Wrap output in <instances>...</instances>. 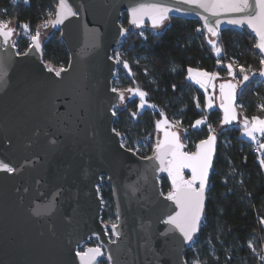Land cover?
Wrapping results in <instances>:
<instances>
[{"label": "water", "instance_id": "95a60500", "mask_svg": "<svg viewBox=\"0 0 264 264\" xmlns=\"http://www.w3.org/2000/svg\"><path fill=\"white\" fill-rule=\"evenodd\" d=\"M67 3L76 15L61 24L39 28L42 39L50 28L60 33L68 53L65 68L56 70L43 62L41 38L39 50L30 40L32 47L19 54L13 46L15 30L8 43L0 37V162L15 169L13 173L0 171V264H81L76 253L82 251L77 249L89 238L98 243L102 253L91 264L103 259L107 264H186L185 251L199 232L204 211L193 240L185 242L179 230L167 223L179 208L167 199L171 178L167 171L159 170L155 148L149 157L141 158L121 147V136L113 131V110L125 100L119 99L121 92L112 91L117 67L112 54L127 34L121 32L122 14L127 15L131 27L140 30L162 28L174 17L198 21L211 38L227 29L246 30L256 44L258 37L246 24L228 23L225 14L218 17V35L212 37L201 18L209 14L202 9L196 10L200 15L173 10L157 27H153L149 12L138 15V24L131 23L132 8L160 3L174 9L176 0ZM261 70L264 65L253 77L264 84ZM228 82L237 84L233 101L237 119L223 124L220 84ZM215 89L220 126L230 127L239 120V85L231 79L221 80ZM168 130L176 131L183 144L178 130ZM158 140H164L163 131H159ZM216 149L217 136L213 163ZM181 151L187 152L185 146ZM182 174L185 180L192 175L188 168ZM161 176L170 186L167 194L161 191ZM103 178L112 194L115 232L113 224L101 221L98 187ZM96 247L87 246L86 250Z\"/></svg>", "mask_w": 264, "mask_h": 264}, {"label": "trees", "instance_id": "16d2710c", "mask_svg": "<svg viewBox=\"0 0 264 264\" xmlns=\"http://www.w3.org/2000/svg\"><path fill=\"white\" fill-rule=\"evenodd\" d=\"M56 5V0H0V21H10L17 31L13 39L17 53L29 47L31 35L49 20L46 16L49 10L53 20ZM22 24L29 25L28 35L21 33ZM120 24L127 34L112 54L116 62L119 54L121 61L115 72L119 80L116 82L114 76L112 85L119 92L127 93L124 102L114 108V130L120 134L124 146L141 158L149 157L158 141L156 121L165 117L180 132L187 152H193L196 143L207 138L209 125L219 129L203 220L197 236L185 251L186 264H264L260 260L264 257V223H261L264 167L252 152L253 142L242 137L244 127L240 124L245 117L264 118V111L259 107L264 102V84L253 77L261 66L254 37L246 30L227 29L217 38H211L198 21L174 17L159 29L131 27L126 14H122ZM209 39L220 47L219 56L215 55ZM41 56L53 69L68 65V53L58 31L50 28L49 34L41 38ZM123 61L128 62V69L124 68ZM230 63L235 79L231 80L239 85L237 104L242 107L238 108L236 124L221 127L220 111L217 106L207 107L206 94L187 80V70L200 69L228 80ZM240 66L249 75L242 83ZM137 87L147 93V107L141 111L139 96L126 91ZM202 117H206L205 123L193 129L194 122ZM176 121L181 123L176 125ZM136 141L145 143L140 151L134 149ZM261 151L264 154V149ZM160 188L163 194L170 191L164 176L160 177ZM98 191L102 201L101 221L108 226L115 222L116 216L111 190L104 178ZM251 241L255 251L249 246ZM98 264L107 262L101 260Z\"/></svg>", "mask_w": 264, "mask_h": 264}, {"label": "snow or ice", "instance_id": "6c2138e0", "mask_svg": "<svg viewBox=\"0 0 264 264\" xmlns=\"http://www.w3.org/2000/svg\"><path fill=\"white\" fill-rule=\"evenodd\" d=\"M180 5H188L189 7L181 8ZM197 9H202L203 12L209 15H203L201 18L204 20V28L212 37L218 35V27L221 20L218 18L222 14L228 16L227 22L233 25H247L251 28L256 36L258 37V42L255 45L259 49L261 54H264V0H176V6L173 9L164 4L153 3V4H140L137 7L131 9V23L138 24V15L149 12L152 14L153 27H157L159 24L163 23L165 19L168 18V13L171 11L176 12H190L196 11ZM197 15H200L199 11H196ZM53 13L49 12L48 16L51 17ZM76 13L73 11L72 7L67 3V0H58L55 20L49 19L44 22V27L48 24L55 26L56 24L63 23L64 19L68 16H74ZM210 17H217V19H210ZM10 21H0V37L3 38L5 43H8L9 38L14 34V29L10 27ZM25 32L28 31L29 25H20ZM124 29H121L123 33ZM199 31V30H198ZM143 35V33H141ZM32 45L35 46L36 50L40 49V31L37 29L34 35H31ZM208 43L213 46L217 55L221 53L220 47L217 46L216 41L209 39ZM30 45V48L32 47ZM13 46L14 43H13ZM119 54L117 55V63H120ZM219 63V60H218ZM261 65H264V56L260 60ZM123 66L125 69L129 68L127 61H123ZM229 75H233V64L227 65ZM51 70V69H50ZM240 73L243 74V80L247 81L249 75L245 72L244 66H240ZM195 72V75L193 73ZM264 76V70L259 73ZM56 75L59 76L60 72L57 71ZM215 73H208L205 71L194 70L188 68V78L195 80L201 88L206 86H213L212 81L216 78ZM237 84L231 82L220 84V92L223 97V102L221 107L224 110V118L222 123L229 124L237 119V114L233 101L236 94ZM175 89V85H173ZM227 89V91H226ZM113 92L117 89L113 88ZM126 91L134 93L139 96L140 104L139 108L143 109L145 107L146 92L137 88H129ZM119 99L123 101L125 99L124 94L120 93ZM209 108L212 106L211 100H209ZM149 107L155 108V105H149ZM199 107V103H197ZM242 107V106H240ZM264 108V105L260 106ZM113 115L116 114L113 110ZM137 113H132L135 117ZM162 117L165 116L163 111L160 112ZM206 121V117L197 119L192 125L193 128H197L203 125ZM176 125L181 122L176 121ZM166 126V127H163ZM171 125L165 117L162 120L156 121L157 131H163L164 140L157 142L155 146V159L159 161L161 171H167L168 176L171 178L172 191L168 193L167 199L174 201L179 211L176 212L174 216H169L167 223L173 225L175 229L179 230L185 242H191L193 240V235L198 231V226L201 222V216L204 211V202L206 189L208 187L210 169L213 165V158L215 152L216 135L215 130L208 126L209 135L207 139L201 140L196 145V151L193 153H187L181 151L184 145L180 142V136L176 131H169L168 128ZM243 127L245 134L253 141L256 140V134L259 133L264 136V118L257 116H252L251 119L245 117L243 120ZM113 131H115L113 129ZM120 135L119 133H116ZM124 146L123 140L121 141V147ZM260 149H264V143L259 144ZM171 159H167L168 156ZM149 159H152L151 157ZM260 164L264 167V158L260 159ZM188 168L191 170V178L188 180L184 179L182 170ZM0 171H6L8 173H13L15 169L10 167L6 163L0 162ZM198 183V187L196 186ZM264 223V219L261 220ZM116 225L113 224L112 228L115 232ZM251 247V244L249 245ZM76 255L80 257L81 264H91L97 256L102 255L101 249L99 247L89 248L85 252H77ZM111 259V257H109Z\"/></svg>", "mask_w": 264, "mask_h": 264}, {"label": "rangeland", "instance_id": "374dc122", "mask_svg": "<svg viewBox=\"0 0 264 264\" xmlns=\"http://www.w3.org/2000/svg\"><path fill=\"white\" fill-rule=\"evenodd\" d=\"M49 12H51L52 13V10H49L48 12H47V18L48 19H50L51 17H49L48 16V13ZM10 26L15 30V26H14V24H12V23H10ZM48 26H50V24H48ZM48 26L47 27H41L42 29H45V28H48ZM21 33L23 34V35H28V32H25V30L24 29H22L21 30ZM17 36V31L15 30V37ZM214 53H215V55H217V53H216V51L214 50ZM192 69H194V68H192ZM194 70H199V71H204V70H200V69H194ZM206 72V71H205ZM209 73V72H208ZM233 74H234V72H233ZM193 75H195V72L193 73ZM228 79H234L233 78V76L232 75H230L229 77H228ZM119 80V76H118V73L115 75V81L117 82ZM187 80L189 81V82H191L195 87H197V88H199V89H201L205 94H206V96H207V98H208V101L209 100H211V102H212V106L211 107H215V106H217V103H216V89H215V86H216V83L218 82V81H221V79L220 78H218V77H216L213 81H212V85L213 86H206L205 88H201L200 87V85L199 84H197L196 82H195V80H193V79H189L188 78V70H187ZM235 80V79H234ZM126 95H127V93H126ZM132 95L133 96H135L136 94H134V93H132ZM136 96H138V95H136ZM208 105V104H207ZM261 105H264V102H262V103H260L259 104V107L261 106ZM237 106H238V108H240V105L239 104H237ZM145 107H147V104H145ZM144 107V108H145ZM208 107V106H207ZM261 108V107H260ZM263 111H264V108H261ZM142 109H140L139 108V111H141ZM206 110H208V108H206ZM243 123V121L241 120V122H240V124H242ZM163 126V125H162ZM202 125H200V126H198L197 128H193V129H199L200 127H201ZM171 128H173L174 129V127H172V126H170ZM214 130H215V134H218V132H219V129L218 128H213ZM242 137L244 138V139H246V140H248V141H252V142H254L253 140H251L246 134H245V130H244V128H243V130H242ZM256 136H257V138L259 139V142L257 141V143H258V145L260 144V143H264V136H261L259 133H257L256 134ZM158 138H159V133H157L156 134V139L158 140ZM145 146V143H143V142H141V141H136L135 143H134V149H135V151H140V149H141V147H144ZM250 244H251V248L255 251V246H254V242L253 241H251L250 242Z\"/></svg>", "mask_w": 264, "mask_h": 264}, {"label": "built area", "instance_id": "2783aa9c", "mask_svg": "<svg viewBox=\"0 0 264 264\" xmlns=\"http://www.w3.org/2000/svg\"><path fill=\"white\" fill-rule=\"evenodd\" d=\"M208 113L209 112L207 111L206 114H208ZM257 141L259 142V139L256 136V140L253 142L252 152L257 156L258 160H260L261 158L264 157V154L261 151V149L259 148V145H258ZM87 246H98L99 247L98 243L94 239L89 238L88 241L83 243L77 250L84 252L86 250ZM260 260H261V262H263L264 261V257H261ZM98 262H97V264H98Z\"/></svg>", "mask_w": 264, "mask_h": 264}, {"label": "crops", "instance_id": "0c3cea01", "mask_svg": "<svg viewBox=\"0 0 264 264\" xmlns=\"http://www.w3.org/2000/svg\"><path fill=\"white\" fill-rule=\"evenodd\" d=\"M201 90V89H200ZM202 91V90H201ZM203 92V91H202Z\"/></svg>", "mask_w": 264, "mask_h": 264}]
</instances>
